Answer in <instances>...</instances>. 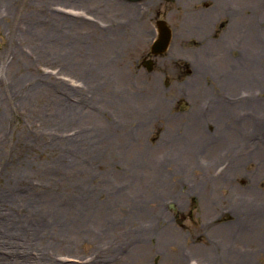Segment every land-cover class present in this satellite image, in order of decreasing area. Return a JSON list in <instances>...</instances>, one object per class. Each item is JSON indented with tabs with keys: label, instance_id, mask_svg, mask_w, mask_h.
<instances>
[{
	"label": "rangeland",
	"instance_id": "374dc122",
	"mask_svg": "<svg viewBox=\"0 0 264 264\" xmlns=\"http://www.w3.org/2000/svg\"><path fill=\"white\" fill-rule=\"evenodd\" d=\"M0 264H264V0H0Z\"/></svg>",
	"mask_w": 264,
	"mask_h": 264
},
{
	"label": "water",
	"instance_id": "95a60500",
	"mask_svg": "<svg viewBox=\"0 0 264 264\" xmlns=\"http://www.w3.org/2000/svg\"><path fill=\"white\" fill-rule=\"evenodd\" d=\"M131 2H140L142 0H129ZM158 29V36L153 42L151 47V54L153 56H159L164 54L171 44L172 40V30L168 26L167 22L163 19H160L156 22ZM154 61L152 59L143 61V65L147 67L148 71L153 70ZM173 207V205H171Z\"/></svg>",
	"mask_w": 264,
	"mask_h": 264
},
{
	"label": "bare ground",
	"instance_id": "6f19581e",
	"mask_svg": "<svg viewBox=\"0 0 264 264\" xmlns=\"http://www.w3.org/2000/svg\"><path fill=\"white\" fill-rule=\"evenodd\" d=\"M257 82L256 81H253V82H251V85H252V91L255 89V88H257ZM62 99V100H61ZM65 98H62V96H61V98L59 99V109L61 110V111H65V112H75V108H71L70 107V105L69 106H66V105H64V103H63V100H64ZM228 107H231V105L229 104L228 105ZM5 219V221H6V225H8V226H10V224H11V222L12 221H15L16 222V224H17V230L18 231H27V232H30L32 229H34V228H31V227H29V225L28 224H32V223H24V222H22V223H20L21 221H20V217H15V218H8V217H5L4 218ZM19 219V220H18ZM37 222H39L38 220H34V223H37ZM7 226V227H8Z\"/></svg>",
	"mask_w": 264,
	"mask_h": 264
},
{
	"label": "flooded vegetation",
	"instance_id": "af4514ba",
	"mask_svg": "<svg viewBox=\"0 0 264 264\" xmlns=\"http://www.w3.org/2000/svg\"><path fill=\"white\" fill-rule=\"evenodd\" d=\"M148 57H149V56H148ZM148 57H147V58H148Z\"/></svg>",
	"mask_w": 264,
	"mask_h": 264
}]
</instances>
